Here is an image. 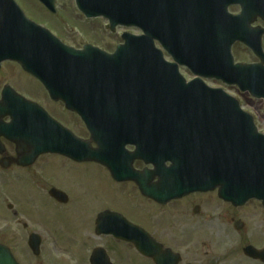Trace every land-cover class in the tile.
I'll use <instances>...</instances> for the list:
<instances>
[{"label":"water","instance_id":"95a60500","mask_svg":"<svg viewBox=\"0 0 264 264\" xmlns=\"http://www.w3.org/2000/svg\"><path fill=\"white\" fill-rule=\"evenodd\" d=\"M40 1L52 10L53 0ZM76 2L86 16L100 14L111 28L133 26L143 36L123 37L125 44L113 56L93 50L72 54L47 42L35 44L33 38L43 35H36L12 0H0V63H25L53 100L82 119L97 149L73 141L44 112L9 94L0 103V118L9 116L11 123L0 121V135L33 157L52 151L97 161L114 179L134 181L144 196L158 202L169 200L166 194L175 191L180 195L217 188L226 201L259 199L264 206V136L257 133L252 117L223 92L199 80L185 83L177 71L178 62L196 75L236 85L264 101L259 36L245 34L257 16L264 19V0ZM232 4L241 6L240 16L227 14ZM154 41L176 64L163 60ZM236 41L251 47L262 64L233 65L229 51ZM126 145L134 146V153H124ZM136 159L154 170L132 173ZM155 178L158 183L152 185Z\"/></svg>","mask_w":264,"mask_h":264},{"label":"flooded vegetation","instance_id":"af4514ba","mask_svg":"<svg viewBox=\"0 0 264 264\" xmlns=\"http://www.w3.org/2000/svg\"><path fill=\"white\" fill-rule=\"evenodd\" d=\"M253 27L264 30V21L258 19ZM60 40L75 49L82 48L61 37ZM261 45L264 51V35ZM5 89L38 104L54 118L38 99L40 95L52 103L46 92L18 62L5 61L0 65V100ZM2 122H9V118ZM72 130L82 140L89 137L85 129H79L80 133ZM54 157L62 162L55 163ZM68 165H93L109 176L92 161L76 162L53 154L32 158L31 152L17 150L13 143L0 137V180L5 188L8 178L26 179L25 185L30 183L46 193L54 213H77L69 227L61 216L34 221L25 207L6 205L4 215L8 213L11 222L8 225L4 220L0 225V264H264V208L260 202L249 201L256 206H248L249 202L234 205L221 200L217 191H211L193 192L158 204L142 197L133 183H116L110 178L120 192L136 193L139 203L154 207V212L140 215L109 210L102 208L104 204L96 194L95 203H85L88 191L79 190V177L66 171ZM133 169L140 172L150 168L138 161L133 163ZM52 191L58 196L50 194ZM29 208L32 210L33 206ZM36 210L30 212L37 216L41 210ZM104 213L121 218L102 221L98 227L97 218ZM85 217V223L76 221Z\"/></svg>","mask_w":264,"mask_h":264},{"label":"rangeland","instance_id":"374dc122","mask_svg":"<svg viewBox=\"0 0 264 264\" xmlns=\"http://www.w3.org/2000/svg\"><path fill=\"white\" fill-rule=\"evenodd\" d=\"M23 12L33 20L37 21L39 24L51 29L57 36L61 37L64 42L74 45L76 47L81 46L85 43H90L97 46L103 51L108 53L112 52L117 44L121 42L120 35L123 29H116L114 33L106 31L104 28L105 21L102 19H95L86 21L82 16H80L72 7L71 0L60 1L58 0L56 8L57 11L54 17L48 16L49 14L43 11L37 3L33 0H15ZM232 13H237L238 8L232 7L229 9ZM131 34H138L137 30H128ZM232 56L235 62L240 63H253L256 62V58L252 53L240 44L233 45L231 49ZM181 74L187 79L191 78V74L180 69ZM210 87L220 86L217 82H208ZM228 94L233 96L238 100L244 111L249 113L254 120L256 128L264 134V109L262 101L252 100L247 94L239 93L235 88L224 89ZM41 104L49 111L52 116L58 120L61 124L66 126L68 129H74L76 132L80 133L79 129H84L83 125L75 119L70 114L61 111L59 105H53L47 100L42 99V96L38 97ZM73 131V130H72ZM55 163L62 162L59 158H53ZM59 164V163H58ZM66 171L70 174H75L77 176L80 185L79 190L88 195L84 201L85 203L91 204L94 202V195L100 196L102 200V208H108L109 210L127 211L130 213L136 212L137 214L144 215L146 211H149L152 215L154 212V207L148 205H142L139 203V196L135 193L130 192H120L118 187L112 182L110 177L100 169H97L93 165H87L86 167H78V165L66 166ZM1 174V173H0ZM1 178V177H0ZM26 180V179H25ZM24 179H18L17 177H11L6 179V188L0 180V225L4 220L8 221V225L11 222L9 214L6 213V205L25 207L24 210L28 212V216L32 217V220L36 218H44L47 221L51 215L61 216L66 220V225L71 227L73 225V216L75 214L68 215H58L53 212V205L46 193L38 191V189L30 183L25 185ZM30 190H34L33 193ZM28 191V192H27ZM27 192V193H26ZM84 194V193H83ZM92 197V200H90ZM256 206L257 203L249 202L248 206ZM32 207V210L29 207ZM38 211L37 216L32 214L30 211ZM83 213L81 211H77ZM36 216V217H34ZM4 217V219H3ZM77 222L85 223L88 219L85 217L82 219H77Z\"/></svg>","mask_w":264,"mask_h":264}]
</instances>
